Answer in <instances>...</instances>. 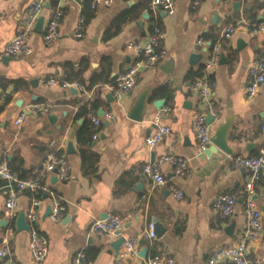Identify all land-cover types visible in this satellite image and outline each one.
Wrapping results in <instances>:
<instances>
[{"label":"crops","instance_id":"0c3cea01","mask_svg":"<svg viewBox=\"0 0 264 264\" xmlns=\"http://www.w3.org/2000/svg\"><path fill=\"white\" fill-rule=\"evenodd\" d=\"M23 1L27 2L22 15L35 0H0V163H5L19 178H42L61 199L62 211L59 222L45 217L50 197H37L28 191H16L15 207L8 211L5 202L9 192L0 179V221L4 220L0 226V250H6L16 264H34L29 249L30 232L16 233L13 225L19 212L27 214L34 198L40 200L35 228L48 241L42 264H72L79 250L84 251L90 264H116L121 247L115 253L109 244L119 236L137 238L139 253L146 249L145 258L138 256L126 264H145L156 253L169 255L176 264H208L213 251L234 247L246 230L242 201L238 199L227 219H221L213 205L218 195L236 193L250 179L249 171L236 167L233 158L254 156L264 149V83L254 98L245 97L250 65L257 57H264V0H173L171 16L154 10L151 0H113L110 6L100 5L94 11L90 9L93 0H69L63 7L58 38L50 46L43 43V31L61 0L52 6L45 0L39 16L42 27L35 29L34 25L28 36L30 54L3 61L5 45L13 39L22 17H18V9ZM235 3L239 4L234 6ZM131 8H135L130 15L133 19L115 36L104 40L108 28ZM85 13L92 17L85 23L82 37L75 38L77 22ZM154 18L164 33L165 58L157 68L139 74L129 93L112 92L109 86L133 60L127 43L146 39ZM227 26H233L234 32L221 43L220 54H224L226 62L218 60L211 71L202 72L211 47ZM257 27L263 31L254 34ZM208 35L214 38L213 43L206 39ZM198 39H203L204 45L198 46ZM192 55L197 56L194 63L190 62ZM65 64H70L75 72L82 70L83 89H77V93L48 83L50 79H65ZM190 72L198 76L188 78ZM203 76L208 77L211 102L217 112L209 125L210 134L230 114L235 121L233 139L228 143L233 155H225L211 145L206 156L197 153L192 116L202 105L190 87L194 79ZM148 87L153 93L144 116L140 121L134 120L130 116L134 101ZM95 100L102 103L98 110L81 115V107ZM155 101H162L159 109L154 107ZM38 105L48 110H34ZM100 109L103 114L110 112L113 120L102 119L96 128L98 137L93 139L91 135L87 145H80L79 132L85 124H92L91 114L102 117L103 114L98 115ZM165 109L170 110L163 113L158 126L169 127L170 133L150 149L145 140L157 128L153 123L155 115ZM20 115L23 117L17 125ZM50 115L54 120L48 119ZM69 143L74 153H67ZM82 150L97 157L95 170L88 175ZM59 153L66 155L70 167L66 182L53 181L54 173L45 170L47 156ZM164 154L187 162L183 176L168 165L161 166L168 181L183 193L182 199L167 189L152 188L142 172L144 165ZM254 199L263 213V229L249 243L248 257L264 264V170L259 174ZM111 214L123 221L119 235L89 231L94 220ZM158 221L164 232L151 240L147 237L148 225ZM6 260L0 259V264ZM216 264L232 263L223 259Z\"/></svg>","mask_w":264,"mask_h":264},{"label":"built area","instance_id":"2783aa9c","mask_svg":"<svg viewBox=\"0 0 264 264\" xmlns=\"http://www.w3.org/2000/svg\"><path fill=\"white\" fill-rule=\"evenodd\" d=\"M69 0H61L60 3L52 11L48 18L44 31L43 43L50 46L58 38L59 26L63 17V7ZM113 0H93L90 9L94 11L97 6H110ZM45 0H35L23 13L13 39L9 41L4 48L3 54L7 57H21L30 54L31 50L28 46V36L32 31L37 19L40 16ZM151 5L154 10H159L165 15L171 16L174 13L173 0H151ZM152 30L146 39H138L129 41L126 48L132 53L133 60L128 66L125 73L120 75L109 86V89L118 94L124 95L132 91L136 86V81L142 72L150 71L159 66L161 61L166 56V50L162 46L164 33L162 29L155 22ZM86 19L81 16L77 22L74 31L75 38L82 37V31ZM263 31L262 27H257L253 33ZM234 32L233 26L225 27L219 36V39L213 44L211 56L204 63L202 72L211 71L218 64L219 54L222 50V41L229 40ZM203 39H198L196 44L198 46L204 45ZM249 83L245 90V97L247 99L254 98L258 93L261 85L264 83V57H257L253 60L249 68ZM49 84H59L61 87L83 89L82 85L77 82H59L56 79H50ZM191 91L195 94L202 108L195 110L192 116V127L195 134L196 148L198 154H203L211 145L210 142V126L207 123V116L215 118L217 112L211 102V87L207 76L198 77L191 82ZM3 96V89L0 83V99ZM34 110L46 112L48 108L43 105L33 107ZM170 109L159 111L153 123L157 126L156 130L146 138V146L150 149L170 133L167 126H158L161 116L164 112H169ZM23 115L15 121V124L21 122ZM112 121L113 115L110 112H105L102 117H96L94 114L90 115V121L94 132L93 139L98 137L96 128L99 127L101 120ZM234 165L239 168H244L249 171L250 179L245 183L244 187L236 193H222L218 195L214 201L213 211L221 218L227 219L233 213L234 207L238 199L242 200L243 213L246 219V230L241 236L240 240L234 247L227 249H217L210 255L208 264H216L218 261L228 259L232 264H258L248 257V245L253 240H256L262 233L263 229V213L255 203L256 183L259 174L264 170V149L254 156H236L233 158ZM162 165H168L175 169L177 175L183 176L187 171V162L179 157L164 154L159 156L151 163L144 165L142 168L143 174L148 178L152 188H164L173 193L177 199L183 198V193L176 189V187L168 181L166 176L161 171ZM46 172L54 173L58 182H66L70 179V167L68 165L66 155L64 153L49 154L47 156V163L45 167ZM0 179L5 182V187L8 189V198L5 202V207L8 211H12L15 207L16 191H28L32 194H45L51 199V219L54 222H59L61 219V199L58 197L51 187L43 182L42 178L22 179L13 173L5 163H0ZM40 205V200L34 198L31 202L30 209L26 214V222L30 226V243L29 249L31 258L34 264H42L48 253V241L45 237L40 235L35 228L37 221V209ZM123 227L122 219L115 214L108 215L104 219L94 220L89 231L91 233L100 234L104 236L118 235ZM147 237L154 239V227L150 223L147 228ZM139 240L137 238L124 239L121 250L117 254L116 264H126L128 260L139 256ZM6 258L5 264H16L6 250H0V259ZM72 264H90L86 258L84 251L79 250L72 259ZM145 264H176L175 260L167 254L156 253L151 255Z\"/></svg>","mask_w":264,"mask_h":264},{"label":"water","instance_id":"95a60500","mask_svg":"<svg viewBox=\"0 0 264 264\" xmlns=\"http://www.w3.org/2000/svg\"><path fill=\"white\" fill-rule=\"evenodd\" d=\"M27 1H23L20 5H19V9H18V17L20 18V16L22 15V10H23V6L25 5ZM239 3H235L234 6H237ZM48 7V6H47ZM148 15H144L143 17L146 18ZM262 16H264V11L262 12ZM258 20H261V17L258 18ZM43 24V19L42 18H38L35 24V29H40L42 27ZM240 44V43H238ZM237 44V50H240V47ZM11 57H7L4 56L2 58L3 61H5V59H8ZM197 58L196 55H192L191 59L193 62V60H195ZM225 56L223 53L220 54L219 57V63H225ZM194 63V62H193ZM70 91L72 93H77V89L75 88H70ZM153 93V89L151 87L145 88L143 90H141L135 101L134 104L132 106V109L130 111V116H132L131 118H133L134 120L140 121L142 120L144 113H145V107L148 104L151 94ZM112 100V95H109V97H107V101H111ZM162 101H155L153 102V105L156 109H159L160 104ZM103 110L100 109L98 115H102L103 114ZM48 119L50 121L54 120L53 116H48ZM214 122V118L211 116H207V123L210 125ZM234 119L233 117H231V115L229 114L222 123H220L215 129L213 134L210 137V142H211V146L214 147L215 149L219 150L221 153L225 154V155H233V149L228 145L229 141L231 139H233L232 137V131H233V127H234ZM237 142H241V140H237ZM250 147V146H248ZM211 152H213L211 150ZM67 153H74V149L72 147V144L69 143L67 146ZM214 153V152H213ZM202 156H206L207 153L203 152V154H201ZM55 173V172H54ZM53 181H56V178L54 177ZM239 201H242L241 199H239ZM51 215V207H47L46 212H45V217L46 216H50ZM4 225V220L0 221V226ZM14 225V232L18 233L20 231H26L29 232L30 231V226L29 224L26 222V215L24 214V212H19L13 222ZM154 234L155 237L159 238L162 236L164 229L161 226L160 222H156L154 225ZM119 235V234H118ZM124 241V238L119 236L118 239L116 241H114L113 243H110L109 246L112 249V251H114L115 253H117L122 245ZM145 252L146 249H143L140 253L139 256L141 258H145Z\"/></svg>","mask_w":264,"mask_h":264},{"label":"trees","instance_id":"16d2710c","mask_svg":"<svg viewBox=\"0 0 264 264\" xmlns=\"http://www.w3.org/2000/svg\"><path fill=\"white\" fill-rule=\"evenodd\" d=\"M57 0H49V4L55 5ZM135 11V8H131L128 12H125L121 14L115 21L114 23L108 28V30L104 34V40H109L113 36H115L121 29V27L126 24L128 21H131L133 19V16H130L133 12ZM84 17L86 19V23L91 19L90 14H84ZM206 39L210 42H214V38L211 35H208ZM64 68L66 70V77L64 80H60L62 82H77V83H83L81 79V72L82 70H78L75 72L70 64H65ZM195 76H198V73H192L190 72L188 74V78H193ZM97 79V78H96ZM98 80V79H97ZM59 81V82H60ZM165 90V89H164ZM165 92V91H164ZM102 105V103L99 100H95L92 102H87L85 105H83L80 109V114L81 115H86V113L89 110L97 111L98 108ZM94 132V128L92 127V124H85V126L82 128V130L78 134V143L80 145H87L88 142L91 139V135ZM86 150L81 151V156L84 162V166L88 164V166H85V174H91L95 170V164L97 162V157L95 155H86ZM11 170V169H10ZM13 172V170H11ZM41 193L37 194L36 196L39 197Z\"/></svg>","mask_w":264,"mask_h":264}]
</instances>
